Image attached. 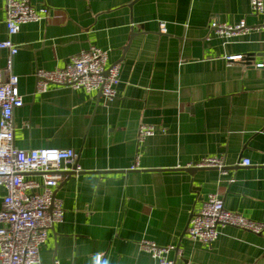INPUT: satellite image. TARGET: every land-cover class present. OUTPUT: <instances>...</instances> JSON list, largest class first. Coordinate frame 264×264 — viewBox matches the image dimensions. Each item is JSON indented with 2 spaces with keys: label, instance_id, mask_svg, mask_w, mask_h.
<instances>
[{
  "label": "crops",
  "instance_id": "0c3cea01",
  "mask_svg": "<svg viewBox=\"0 0 264 264\" xmlns=\"http://www.w3.org/2000/svg\"><path fill=\"white\" fill-rule=\"evenodd\" d=\"M46 20L21 26L12 73L23 106L13 113L20 150L72 149L70 171L54 190L63 221L48 231L41 264H149L143 239L173 247L175 264H264V231L219 229L209 246L191 241V214L208 194L224 208L264 223V11L249 0H30ZM264 5V0H263ZM211 20L250 29L225 42ZM0 0V42L6 38ZM165 24V33L159 24ZM120 66L116 96L50 86L35 92L37 69L62 68L83 50ZM243 55V62L226 57ZM8 53L0 50V70ZM153 137L137 142L140 126ZM222 157L225 169L188 165ZM243 159L250 166H242ZM135 167L134 170H131ZM38 178V177H35ZM5 192L0 189V209Z\"/></svg>",
  "mask_w": 264,
  "mask_h": 264
},
{
  "label": "built area",
  "instance_id": "2783aa9c",
  "mask_svg": "<svg viewBox=\"0 0 264 264\" xmlns=\"http://www.w3.org/2000/svg\"><path fill=\"white\" fill-rule=\"evenodd\" d=\"M4 1L6 38L0 42V50L8 53V59L5 68L0 70V189L5 192L0 209V264H41L39 252L46 241L47 231L54 224L61 223L64 216L62 203L54 197V190L63 180L66 167L73 164L76 154L72 149L20 150L14 146L13 113L23 106V99L18 89V76L12 73V60L18 52L13 38L21 26L46 20L49 9L45 6L34 8L30 0ZM249 2L253 14L263 13V0ZM260 29H264V24L256 28ZM208 30L227 43L250 29L244 22L228 25L211 20ZM159 32H166L164 23L159 24ZM107 60V51L90 47L72 56L62 68L37 69L35 92L45 93L50 86L68 87L87 93L99 92L109 102L116 96L120 66L118 63L107 65ZM244 60L243 55L226 57L230 63ZM251 66L260 69L264 64ZM155 134L154 127L142 125L137 132V142L142 143ZM241 165L250 166V161L243 159ZM192 167L223 171L225 163L222 157H210L187 168ZM227 226L256 235L264 231V223L226 210L221 198L208 194L199 209L191 214L186 237L209 246L217 240L219 229ZM139 249L149 255L152 260L149 264H175L166 257L173 250L171 246L160 247L143 239L139 242ZM94 264L109 262L105 255L98 254Z\"/></svg>",
  "mask_w": 264,
  "mask_h": 264
},
{
  "label": "water",
  "instance_id": "95a60500",
  "mask_svg": "<svg viewBox=\"0 0 264 264\" xmlns=\"http://www.w3.org/2000/svg\"><path fill=\"white\" fill-rule=\"evenodd\" d=\"M179 170H183V171H185V172H187L189 174H193V173H195V172H197L199 170H202V169L201 168H193L192 167V168H185V169H179ZM75 171H76V165H74L70 171L63 172V174L66 175V176H70V175L75 174Z\"/></svg>",
  "mask_w": 264,
  "mask_h": 264
}]
</instances>
